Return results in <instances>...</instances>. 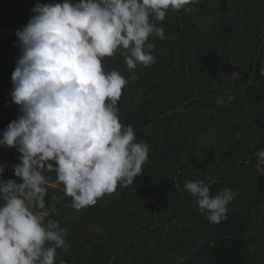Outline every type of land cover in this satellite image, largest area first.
Masks as SVG:
<instances>
[{
    "label": "trees",
    "instance_id": "1",
    "mask_svg": "<svg viewBox=\"0 0 264 264\" xmlns=\"http://www.w3.org/2000/svg\"><path fill=\"white\" fill-rule=\"evenodd\" d=\"M62 2L0 0V133L21 115L10 96L21 55L16 31L37 3ZM189 7L156 22L164 39L149 37L152 65L129 70L122 50L102 58L106 73L128 81L119 122L147 143L148 160L133 184L79 210L56 174L47 175L44 222L67 229L69 245L54 264H264V162L256 155L264 150V0ZM19 163L15 148L0 146V178L22 182ZM190 181H203L212 196L233 193L226 218H206L185 188Z\"/></svg>",
    "mask_w": 264,
    "mask_h": 264
},
{
    "label": "clouds",
    "instance_id": "2",
    "mask_svg": "<svg viewBox=\"0 0 264 264\" xmlns=\"http://www.w3.org/2000/svg\"><path fill=\"white\" fill-rule=\"evenodd\" d=\"M197 2L63 0L31 9L32 18L16 31L21 55L11 75L10 96L21 115L0 133V146L20 154L14 176L22 181L0 178V264H54L56 250L69 247L67 229L44 222L45 169L55 172L77 210L142 173L148 145L135 142L116 106L128 81L116 70L106 73L101 61L122 50L129 70L152 65L149 37L164 39L156 22L168 10L190 12ZM4 172L0 165V177ZM185 188L210 222L226 218L229 189L212 196L203 181Z\"/></svg>",
    "mask_w": 264,
    "mask_h": 264
},
{
    "label": "rangeland",
    "instance_id": "3",
    "mask_svg": "<svg viewBox=\"0 0 264 264\" xmlns=\"http://www.w3.org/2000/svg\"><path fill=\"white\" fill-rule=\"evenodd\" d=\"M43 173L45 174V177H47V175L49 176V177H52V175L55 173L54 171H48L47 169H45L44 171H43ZM53 185H56V183L54 182L53 183ZM54 204V203H53ZM33 211H40L38 208H34L33 209Z\"/></svg>",
    "mask_w": 264,
    "mask_h": 264
},
{
    "label": "built area",
    "instance_id": "4",
    "mask_svg": "<svg viewBox=\"0 0 264 264\" xmlns=\"http://www.w3.org/2000/svg\"><path fill=\"white\" fill-rule=\"evenodd\" d=\"M260 163L264 162V150L256 154Z\"/></svg>",
    "mask_w": 264,
    "mask_h": 264
}]
</instances>
